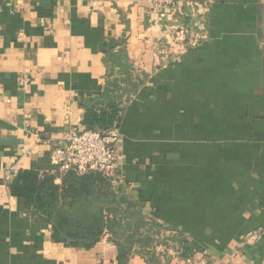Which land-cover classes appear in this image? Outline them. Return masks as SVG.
I'll use <instances>...</instances> for the list:
<instances>
[{
	"label": "crops",
	"instance_id": "crops-1",
	"mask_svg": "<svg viewBox=\"0 0 264 264\" xmlns=\"http://www.w3.org/2000/svg\"><path fill=\"white\" fill-rule=\"evenodd\" d=\"M112 42L132 81L112 186L152 234L126 264H264V0H0V264H118L108 233L54 242L9 192L18 169L61 185L56 142L125 84Z\"/></svg>",
	"mask_w": 264,
	"mask_h": 264
},
{
	"label": "trees",
	"instance_id": "trees-1",
	"mask_svg": "<svg viewBox=\"0 0 264 264\" xmlns=\"http://www.w3.org/2000/svg\"><path fill=\"white\" fill-rule=\"evenodd\" d=\"M114 44H103L102 51L106 64L120 68V80L125 84L122 87L118 79L113 80L101 106L86 107L81 121L85 129L106 130L114 124L119 126L122 98L129 94L132 81L123 52L120 50L116 56L110 52ZM54 178L52 174L36 170L18 169L9 185L12 196L21 198L26 208L37 210L51 225L54 242L88 249L108 233L117 245L118 264H126L135 244L150 247L151 232L145 230L142 234L147 222L107 178L93 171L83 174L68 171L62 175L61 185L55 184Z\"/></svg>",
	"mask_w": 264,
	"mask_h": 264
},
{
	"label": "built area",
	"instance_id": "built-area-1",
	"mask_svg": "<svg viewBox=\"0 0 264 264\" xmlns=\"http://www.w3.org/2000/svg\"><path fill=\"white\" fill-rule=\"evenodd\" d=\"M152 11L168 10L176 0H147ZM192 7L196 5L191 4ZM188 38L185 27L180 26L173 33V42L184 43ZM120 138L119 128L113 125L106 130L71 127L54 147V158L58 171L62 174L74 171L77 174L98 172L111 184L118 181L117 143ZM50 141V140H49ZM16 171L13 172V175ZM259 231L253 232L255 236Z\"/></svg>",
	"mask_w": 264,
	"mask_h": 264
}]
</instances>
